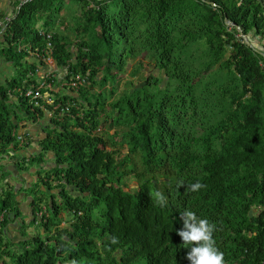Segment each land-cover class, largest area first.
Instances as JSON below:
<instances>
[{
	"label": "trees",
	"instance_id": "trees-1",
	"mask_svg": "<svg viewBox=\"0 0 264 264\" xmlns=\"http://www.w3.org/2000/svg\"><path fill=\"white\" fill-rule=\"evenodd\" d=\"M17 4L1 33L16 72L0 81V173L11 158L38 178L30 221L22 190L2 187L0 264H190L185 210L215 226L225 264H264V54L244 38L264 48V0ZM43 30L56 70L35 105L44 62L28 48L45 49ZM130 61L139 82L121 91ZM49 113L37 139L30 123Z\"/></svg>",
	"mask_w": 264,
	"mask_h": 264
},
{
	"label": "crops",
	"instance_id": "crops-1",
	"mask_svg": "<svg viewBox=\"0 0 264 264\" xmlns=\"http://www.w3.org/2000/svg\"><path fill=\"white\" fill-rule=\"evenodd\" d=\"M18 4L17 0H0V16L13 14L17 11ZM2 31L0 30V50L5 46L6 42L3 40L4 37L2 36ZM260 45H263L264 47V38H260ZM10 64L4 60L2 56H0V81H4L7 79V77H10L14 74V69L9 66ZM46 71V69H44ZM51 70H56V64H54V67H51ZM3 71V73H2ZM40 77V76H39ZM51 117L50 113L48 116L44 118V120L41 121V125L39 123H30V130L37 139L41 138L45 134L41 130L42 127L46 125L47 120ZM38 144L37 142L33 143L31 147L28 148L27 153L28 154H35L36 151H38ZM26 154V155H28ZM46 164L53 163V157L54 153L47 154ZM22 156V155H21ZM4 162L7 163V169H11V173L4 176L2 173H0V192H2V187L6 185L7 183H11L18 187V189L22 190L19 193V200L21 201V207L24 211L25 219L27 221H30L33 219V207L31 206L32 201V195L28 192L31 184L33 181H36L38 178V175L36 174V171L38 167H32L31 170L28 172H19L16 168V160L11 158L4 159ZM5 168V169H6ZM22 220H20L21 222ZM21 229V226L17 222H11L8 226V236L14 237L19 233ZM19 239V238H18Z\"/></svg>",
	"mask_w": 264,
	"mask_h": 264
},
{
	"label": "clouds",
	"instance_id": "clouds-1",
	"mask_svg": "<svg viewBox=\"0 0 264 264\" xmlns=\"http://www.w3.org/2000/svg\"><path fill=\"white\" fill-rule=\"evenodd\" d=\"M29 54L34 59H39L36 55H32L30 52ZM41 66L43 69L40 70L38 75L40 76L39 79H41L48 70H51V67L45 66L44 63ZM44 69H46V71ZM202 186L203 185L199 181L190 185L192 191H197ZM161 199L163 198L161 197ZM181 217L183 220V227L178 231L184 245L190 249L187 252V258L190 264H225L224 253L218 248L213 237L215 226L210 223L207 218H201L192 210H185L181 213Z\"/></svg>",
	"mask_w": 264,
	"mask_h": 264
},
{
	"label": "built area",
	"instance_id": "built-area-1",
	"mask_svg": "<svg viewBox=\"0 0 264 264\" xmlns=\"http://www.w3.org/2000/svg\"><path fill=\"white\" fill-rule=\"evenodd\" d=\"M15 14H8V15H3L0 16V30H7L9 29L10 23L13 21ZM2 31V32H3ZM43 34L46 35L47 38V44L44 50H33L31 48H28L29 52L32 55H36V57H40L42 58V61L44 62L45 66L48 67H52L55 64V60H54V56H53V50H52V42H51V37L52 34L50 32L47 31H42ZM40 73V70H38ZM53 71L52 70H48V72H46L40 79L39 84L34 87L29 89L26 92L27 97H30V99L34 102L35 105H40V100L41 99H45L47 98L48 101H51L52 98L51 97H47L44 95L43 89L44 87H48L50 86V82L49 79H51V77L53 76ZM86 77L81 76V75H77L71 78V82L73 86H78L81 83H85L86 82ZM74 104V103H73ZM57 108H60L61 113L65 114L66 112L70 111L71 105L70 104H58ZM50 115H52V113H50ZM29 129L25 130L24 132H22L21 134H19L18 139L21 143H23L25 141L26 138V134H29ZM28 132V133H27Z\"/></svg>",
	"mask_w": 264,
	"mask_h": 264
},
{
	"label": "rangeland",
	"instance_id": "rangeland-1",
	"mask_svg": "<svg viewBox=\"0 0 264 264\" xmlns=\"http://www.w3.org/2000/svg\"><path fill=\"white\" fill-rule=\"evenodd\" d=\"M133 66H134V61H130L129 64H128V67H127V74H125L123 80L121 81V86H120V90L122 91L123 89H125V87L127 86L126 84V81L129 82L130 80L134 79L135 80V83L137 84V82H139V79L137 77H131L129 74H131V72L134 70L133 69ZM16 72V71H15ZM3 73V71H2ZM17 74V73H16ZM1 75V74H0ZM5 81V80H4ZM132 185H135L136 184V181H131L130 182ZM29 193H32V190L30 189V191L28 190ZM32 195V194H31ZM33 196V195H32ZM35 229V227H34ZM18 238H21L20 237V232L14 236V239L15 241L18 240Z\"/></svg>",
	"mask_w": 264,
	"mask_h": 264
},
{
	"label": "water",
	"instance_id": "water-1",
	"mask_svg": "<svg viewBox=\"0 0 264 264\" xmlns=\"http://www.w3.org/2000/svg\"><path fill=\"white\" fill-rule=\"evenodd\" d=\"M212 3H214V2H212ZM226 23H227V24H232V25H234V24H233L232 22H230L228 19H226ZM238 27H239V26H238ZM244 38H245V41H246L249 45L253 46V47L256 48L258 51H260L261 53L264 54V48H262L261 46L256 45L255 43H252V42L249 40V38H248L247 35H244Z\"/></svg>",
	"mask_w": 264,
	"mask_h": 264
}]
</instances>
